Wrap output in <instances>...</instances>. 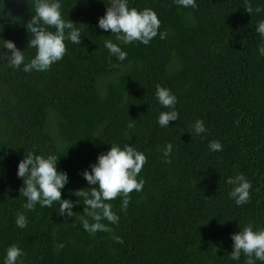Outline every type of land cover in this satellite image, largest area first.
<instances>
[{"label": "trees", "instance_id": "obj_1", "mask_svg": "<svg viewBox=\"0 0 264 264\" xmlns=\"http://www.w3.org/2000/svg\"><path fill=\"white\" fill-rule=\"evenodd\" d=\"M59 2L62 18L81 31V44L66 40L62 60L25 72L23 64H8L11 51L3 46L13 41L25 63L35 57L26 27L34 0H0L6 53L0 56V264L12 245L24 253L17 264H246L243 253L231 258V237L250 222L254 231L264 229V37L256 31L264 10L255 11L264 0H248L252 14L245 0H196L195 8L128 0L130 8L158 14V35L148 45L123 44L98 26L110 0ZM106 40L127 53L124 61ZM158 84L177 97L179 119L168 127L158 123L171 110L160 104ZM197 120L206 128L199 135L192 130ZM213 140L221 151L210 150ZM112 144L146 155L137 177L145 183L129 194L126 210L122 195L106 201L119 223L102 220L112 231L90 234L80 220L83 198L74 193L98 187L82 174ZM168 144L171 163L163 157ZM29 153L57 157V170L69 178L61 199L72 200L73 217L59 214V202L23 207L28 200L20 196L24 181L17 173ZM238 174L252 185L243 205L229 196L235 185L227 180ZM18 214L27 218L25 228L17 227Z\"/></svg>", "mask_w": 264, "mask_h": 264}, {"label": "clouds", "instance_id": "obj_2", "mask_svg": "<svg viewBox=\"0 0 264 264\" xmlns=\"http://www.w3.org/2000/svg\"><path fill=\"white\" fill-rule=\"evenodd\" d=\"M183 6L195 8L196 0H175ZM106 14L99 19V27L106 32L111 30L116 35L117 40L123 44H130L133 41H140L144 45L158 35L161 21L158 14L152 9L139 11L135 7H129L128 0H110ZM35 15L28 21L26 27L31 34L28 48H36V55L29 63H25L23 51L18 49L11 40H4L3 49L11 51L7 56L8 64L13 68L24 65L23 71L32 70L46 71L53 63L63 59L67 47L65 41L81 44V31L77 29L73 21L64 20L61 15V4L59 0H34ZM245 11L252 14L253 7L248 0H245ZM261 7L257 6L255 11L261 12ZM54 28L55 31L50 29ZM67 30V31H66ZM256 31L264 37V21L259 22ZM167 32L160 33V38L165 39ZM105 47L110 53L120 61H124L127 53L113 43L111 40L105 41ZM264 55V45L259 49ZM6 53L0 51V56ZM156 96L162 106L171 109L162 112L158 123L161 127H168L170 122L179 119L175 106L177 97L170 89L156 86ZM133 127L129 124V128ZM194 133L199 135L206 131L203 120H197L193 125ZM212 151H221L222 144L218 140H213L209 144ZM173 150L172 144H168L163 151L165 163H171L170 154ZM147 161L143 152L137 151L133 146L125 144L123 148L119 144H112L111 149L102 153L98 157V162L91 166V171H85L82 175L89 185H98L76 191L74 194L82 197L84 201V215L80 217L83 228L90 234L98 231L111 232L112 229L101 223L107 220L110 223H119V216L113 212L112 205L106 203L123 196L122 210H126L130 202V193L141 191L145 181L137 179ZM57 157L55 155H35L29 153L18 165V177L24 181V186L20 188V196L27 198L28 202L23 205L27 210H35V205L39 203L42 207L51 208L54 202H59V214L73 217V202L71 199L62 200V189L69 182L66 172L57 170ZM228 184L235 185L229 193L230 198L235 200L237 205H243L250 201L251 183L243 174H238L234 178L227 180ZM80 203V200L77 201ZM90 217L94 223H90ZM17 227L25 228L27 218L23 214H18L16 219ZM233 251L231 258L239 260L243 253L246 257V264H255V260L264 261V229L253 230L250 222L242 231L232 235ZM118 243H123L121 237H114ZM64 247L63 243L56 245V250ZM22 249L17 245H12L7 249L5 264H17L18 258L23 255ZM255 257V260L253 259Z\"/></svg>", "mask_w": 264, "mask_h": 264}]
</instances>
